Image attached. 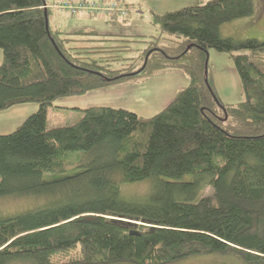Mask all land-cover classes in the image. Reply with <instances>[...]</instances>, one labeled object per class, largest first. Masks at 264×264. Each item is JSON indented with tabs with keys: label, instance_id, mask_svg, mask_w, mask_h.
Masks as SVG:
<instances>
[{
	"label": "trees",
	"instance_id": "trees-1",
	"mask_svg": "<svg viewBox=\"0 0 264 264\" xmlns=\"http://www.w3.org/2000/svg\"><path fill=\"white\" fill-rule=\"evenodd\" d=\"M45 4L0 0V111L37 105L0 133V199L38 200L0 214V264H169L217 253L264 264V39L220 34L253 13L252 0L152 12L160 33L149 38L55 29ZM128 14L102 17L128 24ZM210 49L233 61L238 102L217 95ZM120 59L129 62L114 68ZM174 68L188 83L151 116L94 105L74 123L46 124L59 98ZM146 179L141 196L121 188Z\"/></svg>",
	"mask_w": 264,
	"mask_h": 264
},
{
	"label": "rangeland",
	"instance_id": "rangeland-1",
	"mask_svg": "<svg viewBox=\"0 0 264 264\" xmlns=\"http://www.w3.org/2000/svg\"><path fill=\"white\" fill-rule=\"evenodd\" d=\"M54 1L58 0H45L48 5L52 4ZM205 1L208 0H129V23L108 26V30L115 34H144L148 38L157 36L160 31L158 27L152 23V12L160 14L161 12L172 11L187 5L204 4ZM252 4H254V11L249 17H242L222 24L220 26V34L224 37L231 36L239 40L251 37L260 40L264 39V0H252ZM56 16L62 20V23H68L66 14L50 11L48 17L49 24L52 28L55 27L52 19ZM61 16L64 18H61ZM165 41L172 44L167 35H162L159 42L163 43ZM128 45L133 48H140V46L145 45V43L132 40ZM120 54L124 57L132 55L130 51H123L120 52ZM125 62L129 61L120 59L118 62L113 63L112 66H114V68H119L121 65L125 64ZM209 62L212 73L214 74V84L216 85V92L219 98L225 103H235L241 100V83H239L238 73L234 68L230 56L227 53H217L215 50L210 49ZM230 63L231 65L228 67ZM179 71L181 70L157 71L154 72L152 76H149V78L143 75H130V77L122 79L119 85L108 86L98 91H88L86 94L76 97L67 96L59 98L54 101L55 103L53 105L48 106L46 110V124L48 127H55L76 122L81 115V112H79L80 108H74L76 105H79V107L94 105H107L116 108L122 107L131 111L134 110L141 116H151L171 101L173 97H169L174 95L176 90L185 87L188 83V77L185 76L184 73H181L182 71ZM175 75H177L178 79L175 78ZM69 106L72 108H68ZM149 184L150 180L146 179L143 181H135V183L124 184L121 188L123 192L128 195L141 196L146 192L148 186L150 187L151 184ZM210 192L211 188L206 187L202 191L201 196L209 194ZM37 201L36 198L29 197H2V199H0V214L3 215L24 210L25 208L34 206ZM8 264L33 263L30 261H16ZM116 264L132 263L129 261H119ZM169 264H242V262L229 254L222 255L217 253L216 255L202 254L189 256Z\"/></svg>",
	"mask_w": 264,
	"mask_h": 264
},
{
	"label": "crops",
	"instance_id": "crops-1",
	"mask_svg": "<svg viewBox=\"0 0 264 264\" xmlns=\"http://www.w3.org/2000/svg\"><path fill=\"white\" fill-rule=\"evenodd\" d=\"M55 13H60V12L55 11ZM61 13H63L64 15L66 14L68 23L67 24L62 23L61 22L62 20H60V18H57V16H56L52 19L53 24H55V27H53V28L65 30L68 32H72L73 30H77V29L87 28V29L96 30L97 32L102 33V34H106V33L110 34L113 32H110L108 30V26L124 25V24H122L120 22H116L112 19L109 20L106 17L103 18L102 16L92 18V17H88L85 15H83V16H80V15L79 16H70L65 12H61ZM61 18H64V17L61 16ZM113 34H115V33H113ZM122 34H124V33H122ZM1 59H2V53L0 50V62L2 61ZM230 65H231V63L229 64L228 67H230ZM175 69L176 68L166 69V71H173ZM176 70H178V69H176ZM179 72H181V71H179ZM181 73H183V72H181ZM185 76H187V75H185ZM175 78L178 79L177 75H175ZM115 85H119V84H115ZM112 86H114V85H112ZM98 90H100V89H98ZM105 90H107V89H105ZM175 93H176V91H175ZM76 96H79V95H75L73 97H76ZM172 97H173V95L170 96L169 98H172ZM105 106H107V105H105ZM87 107H79V105H76L74 108L83 109V108H87ZM68 108H72V107L69 106ZM36 109H37V105L34 103H31V104H21L20 106H14V107L9 108V110L0 111V133H9L11 130H13L15 127H17V125H19L25 117L30 115Z\"/></svg>",
	"mask_w": 264,
	"mask_h": 264
},
{
	"label": "built area",
	"instance_id": "built-area-1",
	"mask_svg": "<svg viewBox=\"0 0 264 264\" xmlns=\"http://www.w3.org/2000/svg\"><path fill=\"white\" fill-rule=\"evenodd\" d=\"M56 12H65L70 16L74 14H88L91 16H105L116 14L125 16L130 11L125 8L118 0H58L52 4H46Z\"/></svg>",
	"mask_w": 264,
	"mask_h": 264
}]
</instances>
